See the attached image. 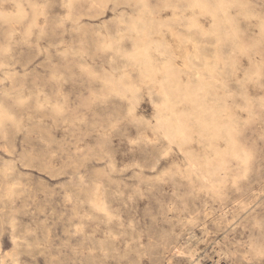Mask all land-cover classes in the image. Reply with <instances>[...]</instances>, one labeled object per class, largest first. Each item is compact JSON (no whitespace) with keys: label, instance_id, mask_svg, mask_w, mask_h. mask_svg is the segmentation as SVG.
Wrapping results in <instances>:
<instances>
[{"label":"rangeland","instance_id":"1","mask_svg":"<svg viewBox=\"0 0 264 264\" xmlns=\"http://www.w3.org/2000/svg\"><path fill=\"white\" fill-rule=\"evenodd\" d=\"M0 264H264V0H0Z\"/></svg>","mask_w":264,"mask_h":264},{"label":"bare ground","instance_id":"2","mask_svg":"<svg viewBox=\"0 0 264 264\" xmlns=\"http://www.w3.org/2000/svg\"><path fill=\"white\" fill-rule=\"evenodd\" d=\"M193 47V46H192ZM166 137V136H165ZM172 139H170V142H171ZM85 241V240H84ZM78 249V248H77ZM179 254V253H178ZM71 255V254H70ZM194 263V262H193Z\"/></svg>","mask_w":264,"mask_h":264}]
</instances>
